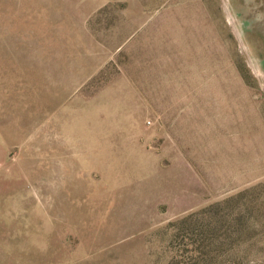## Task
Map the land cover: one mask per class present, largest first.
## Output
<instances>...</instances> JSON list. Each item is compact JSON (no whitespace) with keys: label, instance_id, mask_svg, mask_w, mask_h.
Segmentation results:
<instances>
[{"label":"rangeland","instance_id":"374dc122","mask_svg":"<svg viewBox=\"0 0 264 264\" xmlns=\"http://www.w3.org/2000/svg\"><path fill=\"white\" fill-rule=\"evenodd\" d=\"M0 264H264V0H0Z\"/></svg>","mask_w":264,"mask_h":264}]
</instances>
